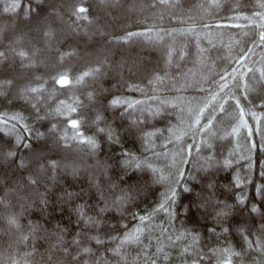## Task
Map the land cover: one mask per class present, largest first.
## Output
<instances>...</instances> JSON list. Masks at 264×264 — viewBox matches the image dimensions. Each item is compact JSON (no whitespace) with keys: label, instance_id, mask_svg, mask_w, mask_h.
Listing matches in <instances>:
<instances>
[{"label":"snow or ice","instance_id":"obj_1","mask_svg":"<svg viewBox=\"0 0 264 264\" xmlns=\"http://www.w3.org/2000/svg\"><path fill=\"white\" fill-rule=\"evenodd\" d=\"M159 3L175 6V0H159ZM22 7L20 0H13L10 6L4 8V12H13L18 18L17 9ZM195 7L205 13L222 10L224 15L221 20L231 23H217V29H243L254 17L258 18L260 46L264 47V0H254L251 5L253 16L243 14L247 6L240 0H233L227 7L222 0H210V3L196 4ZM40 8V0H37L36 14ZM65 9L67 21L63 19ZM51 15L66 23L68 30L78 33L82 29L85 35L88 26L93 23L92 9L87 0H75L69 5L54 7ZM27 16L25 23L35 21L38 42H32L28 33L19 30L18 19L9 17L6 23L0 24V36L12 30L7 43H0V171L7 170L6 175L10 172L16 177L12 182H2L0 222L9 234L17 236L16 243L22 246L18 248L19 258L11 253L7 259L0 256V264H34L41 225L29 220L25 226L21 218L27 208L32 207L26 203V194L30 190H38L44 177H47L48 183L43 184L45 192L40 194L41 216L49 214L50 210H58L60 214L67 211L75 225L73 230L67 226L59 227L58 224L52 234L55 239L48 244L46 257L40 254L44 264H174L173 251L182 257L181 264H205V261L212 264L213 260L215 264H264V164H260L261 182L257 184L253 179V154L264 153V57H261V67L257 69L249 64L252 50L241 49L233 60L235 66L225 68L209 81L215 83L214 88L200 89L205 92L203 99L186 102L189 117L187 127L168 129L169 142L173 137L180 142L183 136L191 133L193 140L200 136L201 144L207 145L208 154L194 165L203 174L193 175L188 170L192 145L181 144L171 153L170 162L163 168L158 167L152 159L158 155L156 138L160 130L150 128L148 118L154 119L160 115L159 108L141 109L137 107L140 101L113 96L107 103V109H111L122 121L127 120L123 133L113 127L114 121L109 122L106 110L96 108L93 115H84L85 108L97 103L96 92L86 90L83 92L84 99H81L77 90L88 89L89 81L95 80L103 71L104 62L85 64L73 75L64 62L66 57L78 55L76 49L70 48L64 52L57 48L60 69L48 79L42 76H18L17 67L20 72H25L36 66L37 57L42 51L40 45L51 50L53 43L58 42L56 29L49 19L32 16L31 5ZM185 31L193 35L196 33L191 25ZM134 34L127 33L128 37ZM234 43L236 41L230 37L229 51ZM204 51L199 49L197 53L202 63ZM185 55L188 53L183 48L168 47L165 50V63L170 66L175 59H184ZM167 78L166 71L163 75L155 74L148 78L145 87L155 90ZM49 79L53 85L51 88L48 87ZM128 87L143 91L136 83H129ZM242 100L249 101L252 107L243 104ZM225 118L227 122L223 135L236 137L237 143L227 156L216 155L212 151V139L218 133L214 130ZM250 120L254 123H250ZM44 121L48 124L43 131L34 127L36 122ZM86 126L94 127V134H87L84 130ZM242 134L243 145L240 144ZM257 135L260 136L259 143L255 140ZM49 138L54 142L52 145L47 143ZM130 139L133 142L131 148L128 147ZM102 140L113 149H119L116 163L119 175L113 179V166L97 159L95 168L106 180L92 176L87 189L70 191L61 188L55 200L50 201L48 193L56 191L58 175L70 172L75 177L82 168L78 163L68 162L61 153L77 149L95 158ZM137 142L140 146L138 149L135 147ZM228 142L231 144V139ZM196 150L199 152L200 147ZM237 160L244 161L247 169L240 165L238 171L234 166ZM226 170L232 175L221 192L218 175ZM134 177V182L128 183ZM153 186H158L159 199L151 207L139 210L137 201ZM249 188L254 192L251 197ZM186 196L188 202L184 204ZM18 201H25L20 203V211H16ZM50 204L55 207L50 209ZM181 212L186 219L196 213L205 221L211 217L214 224L207 228L208 232L214 237L219 233V239L225 241L229 236L239 235L242 243L206 250L202 245L196 247L200 244L201 236L196 227L199 220L191 221L195 225L193 228H185L174 234L159 225L160 232L154 242V218L163 213L171 222ZM126 214L137 223H127ZM116 216H119V220L112 223ZM133 248L135 256L129 251Z\"/></svg>","mask_w":264,"mask_h":264},{"label":"trees","instance_id":"obj_2","mask_svg":"<svg viewBox=\"0 0 264 264\" xmlns=\"http://www.w3.org/2000/svg\"><path fill=\"white\" fill-rule=\"evenodd\" d=\"M75 0H40V12L36 14L37 0H20L22 9H17L19 16L13 12H4V8L10 6L13 0H0V24L8 21L9 17L18 19L19 30L28 33L32 42L39 41V34L35 28V21L25 23L24 20L28 19L27 13L29 12V5H31V15L37 18L49 19L56 29L58 42L53 43L51 50L43 48L36 60V66L25 72H20L17 67L16 74L23 77L42 76L48 79L55 71L60 69L58 62L59 53L56 51H69L70 48L76 49L78 55L65 58V67H69L74 75L85 64L88 63H103V71L95 79L90 80L88 89L77 90V95L84 99L83 92L86 90H94L96 92L97 103L91 108L84 109V115H93V109L99 108L106 110V115L109 122H115L113 127L123 133L124 127L127 126V120L122 121L111 109H107L104 99L109 101L113 96H121L130 100H137L141 103L137 105L141 109H160V115L154 119L148 118V126L150 128L159 129L156 138V152L158 155L153 156L152 159L156 162L158 167H165L170 162V155L176 151L178 147L183 144L185 146L192 145L191 163L188 170L193 175L203 174L194 167L198 160L208 154V147L206 144H201V137L196 136L193 140L191 133L183 136L182 141L176 142L172 138V142L167 139L169 137V128L187 127L188 113L186 109V102L191 100H201L205 96V92L200 89L214 88L215 83H209L212 77L217 73H221L225 68L235 66L233 60L240 53L241 49L249 48L252 54L249 56V64L257 69L261 67V57H264V47L260 46L258 33L259 19L255 18L252 22L247 23V27L243 29L224 28L217 29V23L229 24L231 21L221 20L224 13L222 10H213L212 12L205 13L195 7L196 4L210 3V0H175V6L168 7L160 4L159 0H87L88 5L92 9L93 23L88 26L87 34L85 35L81 29L78 33L70 31L66 23L56 19L51 15L54 7L61 5H69L74 3ZM233 0H222L225 7L231 4ZM240 2L247 6L243 10V14L253 16L251 5L254 0H240ZM109 17V18H108ZM191 17V19L189 18ZM109 20H108V19ZM64 21L68 20L67 9L64 10ZM183 21V22H181ZM241 23H245L241 21ZM191 25L195 29V35L186 32ZM205 25H210L207 27ZM154 26V27H153ZM151 28L149 30L148 28ZM135 33L128 37L127 33ZM12 35V30L0 36V43H7V39ZM233 38L236 43L232 45V50L228 49L229 38ZM211 41V43H210ZM168 47L183 48L188 55L184 59H175L174 62L168 66L165 63V50ZM199 49H204L203 63L197 56ZM168 73V78L165 83L152 90L145 87L148 78L155 74L163 75L164 72ZM258 75V73H257ZM206 78V79H202ZM179 81V83H177ZM129 83L139 84L143 91L130 90ZM199 85V87L197 86ZM52 82L49 79L48 87L51 88ZM63 98V96H61ZM255 99V97H253ZM54 103V101H49ZM85 103H87L85 101ZM242 103L248 107L252 105L247 100H242ZM16 105L14 104L13 107ZM139 115V113H136ZM147 115V111H145ZM227 118L223 123L217 124L216 131L218 133L212 139L214 145L213 152L216 155L227 156L228 152L236 146V137H226L223 135V128L226 125ZM250 123H254L251 120ZM203 123V121H202ZM48 122H36L34 127L44 130ZM87 134H94L95 129L91 126H86L84 129ZM208 139L207 136L204 137ZM231 139V144H229ZM257 143L260 141V136L255 137ZM49 145L54 142L49 138ZM243 134L240 138V144L243 145ZM104 155L99 151L97 157L93 158L87 154L86 151H79L73 149L71 151L62 152L61 155L66 158L68 162H75L82 166L81 172L78 176H72L70 172H61L58 175V183L56 191L48 193L50 201H54L59 194L61 188H68L70 191H80L82 188H88V180L92 176H96L100 180H106L100 171L95 168L96 160L101 162H108L112 165L113 179L119 175V169L116 163L119 160V149H113L106 141H101ZM128 147H133L131 139L128 142ZM135 147L138 149L139 143ZM200 147V151L196 150ZM167 154V155H165ZM151 156V153H149ZM254 172L253 179L257 184L262 180L260 176V164H264V153H254ZM256 161L260 163L257 164ZM240 165L247 169V164L242 160L235 162V167L240 170ZM7 170L0 171V195L3 194V181L7 180L12 182L16 177L12 176ZM243 174V173H242ZM232 173L230 171L221 172L218 175L219 183L221 185L220 191L223 192V185L228 183ZM84 178L85 185H80L78 182ZM136 178L134 177L132 182ZM131 182V183H132ZM41 186L36 191H29L26 194V203L31 204V208H27L21 218L22 224L27 226L28 221L32 220L41 225V231L38 233V252L34 258V264H44L41 260V253L46 257L49 242L55 239L52 235L57 230V226L65 227L75 230V225L69 219V213L66 211L63 214L57 211H51L43 217L39 212V199L40 194L45 192L44 183H48L47 177L42 178ZM158 186H153L150 191L146 192L137 201L139 210L151 207L156 200L159 199L157 192ZM49 188L51 184L49 182ZM162 190V189H161ZM199 191V186L197 187ZM155 193V194H153ZM254 195V192L249 188V196ZM87 198V197H85ZM259 203V197L256 198ZM188 198L183 200L187 204ZM20 203L25 201H18L16 211H20ZM54 204H50V209L54 208ZM136 210V209H134ZM211 211V209H209ZM247 213H245V216ZM119 216L112 223H116ZM199 220L197 231L201 234L200 244L206 250L210 247H224L228 244L238 246L242 243L239 235H232L228 240L219 239L220 234L217 233L214 237L207 228L214 224V220L209 217L205 221L196 213L190 219H186L183 212L178 214V217L168 220V217L163 213L158 214L153 221L152 239L155 242V237L159 234V225H162L168 233L174 234L177 231H183L185 228L191 229L195 225L191 222ZM257 220L259 216L257 215ZM126 222L131 224L137 223L133 221L131 216L126 214ZM259 226V225H258ZM148 230H146V235ZM71 239V236L67 237ZM17 236L9 234L0 222V256L7 259L9 254H17L19 258ZM191 243V241H188ZM11 246V247H10ZM237 250H239L237 248ZM132 256L136 255L135 249H129ZM174 264H181L182 257L178 252H171ZM255 255V254H253ZM207 264V261H205ZM215 264V261H212Z\"/></svg>","mask_w":264,"mask_h":264},{"label":"clouds","instance_id":"obj_3","mask_svg":"<svg viewBox=\"0 0 264 264\" xmlns=\"http://www.w3.org/2000/svg\"><path fill=\"white\" fill-rule=\"evenodd\" d=\"M104 101H105L104 103L107 105V103H108L107 98H105ZM100 152H101V155H104L102 146H101ZM131 182H132L131 180L128 181V183H131ZM78 183L80 185H85L86 184V180L84 178H81V180Z\"/></svg>","mask_w":264,"mask_h":264},{"label":"rangeland","instance_id":"obj_4","mask_svg":"<svg viewBox=\"0 0 264 264\" xmlns=\"http://www.w3.org/2000/svg\"><path fill=\"white\" fill-rule=\"evenodd\" d=\"M108 18H109V17H108ZM108 18H107V19H108ZM108 20H109V19H108Z\"/></svg>","mask_w":264,"mask_h":264}]
</instances>
